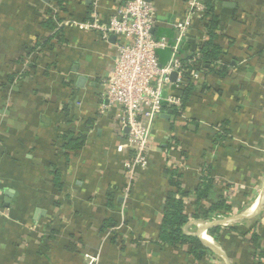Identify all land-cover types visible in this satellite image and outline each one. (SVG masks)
Segmentation results:
<instances>
[{"label": "crops", "instance_id": "obj_1", "mask_svg": "<svg viewBox=\"0 0 264 264\" xmlns=\"http://www.w3.org/2000/svg\"><path fill=\"white\" fill-rule=\"evenodd\" d=\"M126 1L0 0V264H254L241 232L255 226L264 249V0H218L224 53L216 64L228 63L227 75L195 71L183 111L163 110L152 121L148 166L124 197L125 154L115 146L127 129L120 128L116 108L100 114L97 99L116 40L103 42L76 25L54 35L57 28L45 20L83 22L95 12L106 22ZM151 1L157 8L153 33L172 37L183 0ZM201 35L189 31L184 55L194 52ZM48 39L51 45L43 46ZM171 53L159 51L160 66ZM225 126L229 139L214 143L213 131ZM70 128L84 134L79 149L62 146L60 135ZM170 168L190 190L210 169L213 197L204 202L222 193L231 211L190 217L184 230L202 234L225 257L211 249L212 260L196 261L186 246H155ZM193 199H184L187 213ZM214 225L221 226L217 242L208 234ZM53 229L58 232L49 239ZM70 242L75 249H68Z\"/></svg>", "mask_w": 264, "mask_h": 264}, {"label": "built area", "instance_id": "obj_2", "mask_svg": "<svg viewBox=\"0 0 264 264\" xmlns=\"http://www.w3.org/2000/svg\"><path fill=\"white\" fill-rule=\"evenodd\" d=\"M183 2L182 17L171 24L172 37L153 35L157 8L151 0H127L115 8L106 22L93 12L83 22L67 19L56 24L57 29L76 25L95 31L103 42H108L110 36L116 40L113 67L102 78L97 99L98 112L104 114L116 108L120 128L127 129L124 139L115 146L117 153L125 154V183L120 189L124 197L129 196L138 171L143 172L148 166L152 121L163 112V106L179 108L181 99L176 89L185 82L187 73L192 78L196 76L195 71L187 69V63L197 61V49L186 64L182 63L180 50L189 31L197 29L198 21L204 18L206 5L204 0ZM204 38L203 30L200 40ZM165 48L171 49V58L160 66L158 52ZM172 146L182 149L175 142Z\"/></svg>", "mask_w": 264, "mask_h": 264}, {"label": "trees", "instance_id": "obj_3", "mask_svg": "<svg viewBox=\"0 0 264 264\" xmlns=\"http://www.w3.org/2000/svg\"><path fill=\"white\" fill-rule=\"evenodd\" d=\"M206 5V11L204 13V18L198 21L197 30L199 32L204 30L205 38L197 42L194 49H197L198 59L192 64L187 63V69L192 71L202 72H213L219 76H226L229 64L226 62H221L216 64L220 56L224 53V49L221 43L218 41L220 33V20L215 13V7L218 0H204ZM60 5V2H58ZM64 9V8H62ZM57 21L61 19L56 18ZM56 20L53 17H48L45 20V25L51 29L56 28ZM60 28L55 30V34L60 36ZM167 34V33H165ZM155 37H160L161 32H154ZM200 35V34H199ZM169 36V34L167 35ZM48 41L44 42L42 45H49ZM231 40L229 44H231ZM228 44V45H229ZM188 45L183 46L180 50L182 53V63L186 64L189 59L192 58V53L188 56L184 55V51L190 49ZM191 46V45H190ZM50 48V47H47ZM193 50V49H192ZM260 54L264 56V48L260 51ZM159 55V52H158ZM194 55V54H193ZM12 77L10 78V82ZM195 84L192 77L187 73L185 76V82L176 89V93L181 99V105L179 108H169L163 106L164 110L171 109L174 114L178 115L183 111L185 103L190 99L192 93L194 92ZM90 121L86 122L89 125ZM227 124V122H223ZM75 135L70 140H67L69 135ZM230 136L229 128H223L221 131H213L212 137L214 143L222 144L224 141L228 140ZM62 146L66 149H79L82 146L84 134L82 131L75 132L73 128H70L60 135ZM205 174L199 177L196 185L190 189H183L181 187V172L177 168L167 169L165 173L168 174V185L170 189L164 194V200L161 205V218L158 224L157 238L154 241L155 246L158 249H162L164 246L168 245L174 248H183L186 246V252L191 256L192 259L196 261L209 260L213 256V252L210 248L206 247L201 239L194 233H188L184 230L186 224L189 222L190 217L195 220H207L211 219L213 216L223 215L231 211L232 205L227 202V199L222 193H217L214 196L213 202L205 203L204 201L208 198L213 197V178L211 176L210 169L205 170ZM60 186V185H59ZM193 197L194 209L191 213L185 211L184 199L186 197ZM111 226H115L114 223H109ZM221 226L214 225L208 229V234L211 235L215 242H217ZM227 230H235L234 226H228ZM58 230L53 229L47 233L49 239H54ZM241 236L248 243L249 248L255 253L253 255L254 264H263L264 259V249L261 247L260 236L256 232V227L254 229L241 232ZM72 242L69 243L68 249H75ZM216 259V258H213ZM212 260V259H210Z\"/></svg>", "mask_w": 264, "mask_h": 264}, {"label": "water", "instance_id": "obj_4", "mask_svg": "<svg viewBox=\"0 0 264 264\" xmlns=\"http://www.w3.org/2000/svg\"><path fill=\"white\" fill-rule=\"evenodd\" d=\"M152 32H153V30H152ZM113 39H114V36H110L109 40H113ZM171 78H172V79L174 78V74H172ZM84 81H85L84 78H80V79H78L77 84H78V85H82L81 83L84 82ZM169 111L171 112V110H169ZM163 115H164V114H163ZM166 116H167V115H166ZM263 196H264V193H262L261 197L263 198ZM9 197H10V193L7 192V193L5 194V197H3V200H5V202H8V201H9ZM194 234L197 235V236L201 239V241L203 242V244H204L206 247L212 249L214 252L219 253V254H221L222 256L225 257L224 253H223L218 247H216L215 245L210 246V245H209V244L203 239L202 234H200V233H198V232H196V233H194Z\"/></svg>", "mask_w": 264, "mask_h": 264}, {"label": "bare ground", "instance_id": "obj_5", "mask_svg": "<svg viewBox=\"0 0 264 264\" xmlns=\"http://www.w3.org/2000/svg\"><path fill=\"white\" fill-rule=\"evenodd\" d=\"M207 243L210 242L209 240H207L206 238H203Z\"/></svg>", "mask_w": 264, "mask_h": 264}]
</instances>
